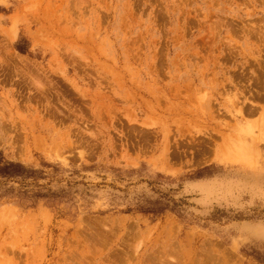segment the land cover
<instances>
[{
    "label": "rangeland",
    "instance_id": "rangeland-1",
    "mask_svg": "<svg viewBox=\"0 0 264 264\" xmlns=\"http://www.w3.org/2000/svg\"><path fill=\"white\" fill-rule=\"evenodd\" d=\"M0 264H264V0H0Z\"/></svg>",
    "mask_w": 264,
    "mask_h": 264
},
{
    "label": "trees",
    "instance_id": "trees-1",
    "mask_svg": "<svg viewBox=\"0 0 264 264\" xmlns=\"http://www.w3.org/2000/svg\"><path fill=\"white\" fill-rule=\"evenodd\" d=\"M29 175L28 169L20 162L10 161L3 157L0 152V183L5 184L6 181L21 179Z\"/></svg>",
    "mask_w": 264,
    "mask_h": 264
}]
</instances>
